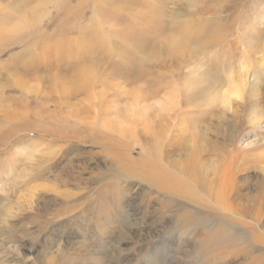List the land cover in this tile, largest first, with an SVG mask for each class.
I'll list each match as a JSON object with an SVG mask.
<instances>
[{
    "label": "rangeland",
    "instance_id": "rangeland-1",
    "mask_svg": "<svg viewBox=\"0 0 264 264\" xmlns=\"http://www.w3.org/2000/svg\"><path fill=\"white\" fill-rule=\"evenodd\" d=\"M0 264H264V0H0Z\"/></svg>",
    "mask_w": 264,
    "mask_h": 264
},
{
    "label": "bare ground",
    "instance_id": "bare-ground-1",
    "mask_svg": "<svg viewBox=\"0 0 264 264\" xmlns=\"http://www.w3.org/2000/svg\"><path fill=\"white\" fill-rule=\"evenodd\" d=\"M215 95V94H214ZM220 96V95H219ZM223 96V95H222ZM223 101H224V98H223ZM226 101V100H225ZM210 102V101H209ZM214 102H215V100H214ZM223 103H225V102H223ZM141 108V107H140ZM133 110V109H132ZM118 112H120V111H118ZM200 149V148H199ZM200 152V151H199ZM198 152V153H199ZM198 153H194V154H196V156H197V154ZM229 154V153H228ZM230 155V154H229ZM199 156V155H198ZM197 156V160H198V157ZM203 157V156H202ZM201 158V157H200ZM199 158V159H200ZM233 158V157H232ZM231 158V159H232ZM193 159V158H192ZM202 160V159H201ZM144 161V160H143ZM193 161V160H192ZM151 162V161H150ZM146 163H148V160H147V162ZM193 163V162H192ZM152 164H154V162L152 163ZM141 165H142V163H141ZM148 165H149V163H148ZM194 165H195V162H194ZM199 165V164H198ZM190 166H192V165H190ZM150 167H151V164H150ZM153 167H155V165H153ZM202 167V166H201ZM222 167V166H221ZM226 168H228L229 169V164L228 165H226L225 166ZM145 169L146 170H148L149 169V167L148 168H146L145 167ZM151 169V174H152V167L150 168ZM155 169H156V167H155ZM154 169V170H155ZM159 170V169H158ZM161 170V169H160ZM159 170V171H160ZM220 170V169H219ZM222 170V169H221ZM220 170V171H221ZM229 171H230V169H229ZM150 172V171H149ZM156 172V171H155ZM161 172V171H160ZM160 172H157L158 173V175H156V176H160L159 174H160ZM222 172V171H221ZM219 173V176L215 179V182H216V186H215V183H213V185L209 188V189H207L209 192H212V191H214V199L216 200V202L217 201H219L220 202V204L219 205H222V207L223 208H225L226 210H228V209H230V208H232L233 207V205L230 203V200H231V195H232V193L234 192V189H235V181H234V179H233V177L231 176V175H228L225 171H223L222 173ZM162 173V172H161ZM175 173V172H174ZM218 173V172H217ZM145 174H147V173H145ZM163 174V173H162ZM216 174V173H215ZM167 175V174H166ZM178 175H180L179 173H178ZM188 179H189V182L194 186V187H201V184L203 183V182H200L199 181V177L201 178V180H203L202 179V174L194 167V166H192V167H189V169H188ZM168 176V175H167ZM183 177V176H182ZM185 179V178H184ZM187 179V178H186ZM211 180V179H210ZM204 181V180H203ZM213 182H214V179H213ZM239 183V182H238ZM209 184V183H208ZM237 185V184H236ZM234 195V194H233ZM233 210V209H232ZM233 214V213H232ZM236 215V214H235ZM237 216V215H236ZM257 218H259V214H257V216H256ZM246 218V217H245Z\"/></svg>",
    "mask_w": 264,
    "mask_h": 264
}]
</instances>
